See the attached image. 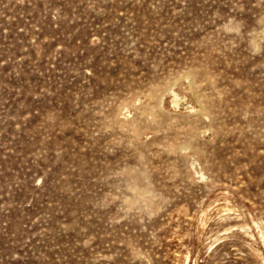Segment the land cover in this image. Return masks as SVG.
Segmentation results:
<instances>
[{
    "label": "rangeland",
    "instance_id": "rangeland-1",
    "mask_svg": "<svg viewBox=\"0 0 264 264\" xmlns=\"http://www.w3.org/2000/svg\"><path fill=\"white\" fill-rule=\"evenodd\" d=\"M0 264H264V0H0Z\"/></svg>",
    "mask_w": 264,
    "mask_h": 264
},
{
    "label": "bare ground",
    "instance_id": "bare-ground-1",
    "mask_svg": "<svg viewBox=\"0 0 264 264\" xmlns=\"http://www.w3.org/2000/svg\"><path fill=\"white\" fill-rule=\"evenodd\" d=\"M178 98V97H177ZM201 214V213H200Z\"/></svg>",
    "mask_w": 264,
    "mask_h": 264
}]
</instances>
